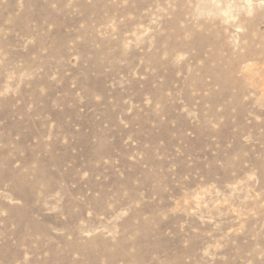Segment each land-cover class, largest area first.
Wrapping results in <instances>:
<instances>
[{"label": "rangeland", "instance_id": "rangeland-1", "mask_svg": "<svg viewBox=\"0 0 264 264\" xmlns=\"http://www.w3.org/2000/svg\"><path fill=\"white\" fill-rule=\"evenodd\" d=\"M0 264H264V0H0Z\"/></svg>", "mask_w": 264, "mask_h": 264}, {"label": "bare ground", "instance_id": "bare-ground-1", "mask_svg": "<svg viewBox=\"0 0 264 264\" xmlns=\"http://www.w3.org/2000/svg\"><path fill=\"white\" fill-rule=\"evenodd\" d=\"M197 247V246H196ZM190 253V252H189Z\"/></svg>", "mask_w": 264, "mask_h": 264}]
</instances>
